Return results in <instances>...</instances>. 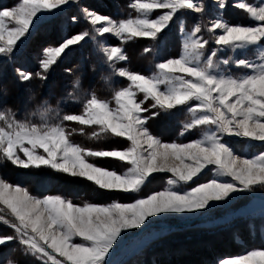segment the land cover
Returning <instances> with one entry per match:
<instances>
[{
    "label": "snow or ice",
    "instance_id": "snow-or-ice-1",
    "mask_svg": "<svg viewBox=\"0 0 264 264\" xmlns=\"http://www.w3.org/2000/svg\"><path fill=\"white\" fill-rule=\"evenodd\" d=\"M127 7L132 11L113 16L82 0L0 6L4 64L41 26L73 8L79 15H69L70 23L88 25L43 46L35 71L15 69L26 97L15 107L0 97V164L48 168L90 182L108 198L76 203L59 193L33 194L0 173V222L11 230L0 234V250L18 245L39 264H121L124 243L153 225L264 191V0H129ZM230 7L251 22H229ZM173 26L180 50L166 54ZM141 39L142 54L153 61L146 72L130 67L125 47ZM73 56L58 86L51 78ZM156 122L178 139L164 140L153 131ZM86 126L110 146L76 143L73 135ZM95 158H116L126 171L98 166ZM158 173L171 174L169 187L142 194ZM181 183L186 187H176ZM0 264L20 261L6 255ZM214 264H264V245Z\"/></svg>",
    "mask_w": 264,
    "mask_h": 264
},
{
    "label": "trees",
    "instance_id": "trees-1",
    "mask_svg": "<svg viewBox=\"0 0 264 264\" xmlns=\"http://www.w3.org/2000/svg\"><path fill=\"white\" fill-rule=\"evenodd\" d=\"M91 1L92 3L95 2V0ZM114 2L115 4L119 3L120 12H117V9L114 5V9H112L114 12L113 16L126 15L128 12L132 11L127 7L129 0H114ZM14 3H16V0H0V6H10ZM82 3H84V0H82ZM87 6L90 8L91 6L93 7V5ZM72 14L79 15V10L77 8H73L70 10V12L57 17L54 23L41 26L39 31L34 33L32 38L23 46L20 54L14 58L13 62L6 64L0 62V97L6 99L10 105L14 107L22 106L26 97V93L23 91V86L17 84L15 69L19 67L24 70L35 71L37 68L36 56L43 46L55 45L61 40L62 37L88 26L83 21V19L73 26L68 20L69 15ZM224 15L231 23L251 22L250 18H247L246 15L237 8H228ZM144 46L145 43L143 39L135 43L130 41L125 46L126 51L131 58L130 67L140 72L149 71L153 63L150 55L142 54ZM179 50L180 42L176 34V27L173 26L168 45L164 51L166 54H178ZM76 59V56L65 58L64 62L57 68L56 73L51 79L55 81L58 86H62L67 79L63 73V68L66 66H71L76 61ZM5 90L7 95L4 94ZM99 94L104 96L109 95L108 92H100ZM180 119H183V117L181 116ZM153 131L160 133L162 138L166 141H169L170 139H178L177 135L173 133L172 127L164 122H156L153 125ZM73 139L76 143L94 149H105L110 146L109 140L103 137H93L91 128L87 126L85 127L84 133H75L73 135ZM95 161L97 162L98 166L115 169L118 172L123 170V168L120 166L122 162L116 158H95ZM0 173L6 176L8 180L20 183L23 186L29 188L33 194L59 193L72 198L76 203H81L84 200L95 201L100 199L104 201L101 198L108 200L107 197L99 196L96 192H94L92 187L90 188V186L87 187L85 184L80 182L65 179L64 175H61L48 168L26 170L0 164ZM65 183H68V185ZM94 195L97 197L94 198ZM120 199L123 200L124 197ZM238 203L241 202L239 201ZM235 206L238 207L237 205ZM10 231L11 230L8 229L3 224V222H0V234L10 233ZM209 232L210 231H207L206 229L196 228L190 229L188 231L177 230L168 235H176L181 240L184 237L186 241L192 242L193 245L198 244L206 248L205 252L195 250L193 251L192 255L189 254L188 258H194L195 264L200 262L204 264H214V261L217 258L222 256L225 257L234 250L236 251L239 249L240 252H247L252 248H259L264 245V240L262 239L264 238V217L242 219L233 229L221 232H214L211 230L210 235L208 234ZM213 237H219L220 241L215 240ZM185 245L189 246V244L186 243ZM14 247L16 248V251H12L11 247L0 250V259H3L6 255H11V257L15 259L14 255H16L18 256L16 260H19L20 264L39 263L30 257L21 256L18 245ZM150 247L149 245H145L138 254H136L124 264H157V260H160V263L158 264H178L177 261H173L171 259L163 260L158 257V255L161 254L154 252V248L163 247L161 242L156 244V246ZM208 247L209 249H207ZM183 261L185 260L183 259Z\"/></svg>",
    "mask_w": 264,
    "mask_h": 264
},
{
    "label": "rangeland",
    "instance_id": "rangeland-1",
    "mask_svg": "<svg viewBox=\"0 0 264 264\" xmlns=\"http://www.w3.org/2000/svg\"><path fill=\"white\" fill-rule=\"evenodd\" d=\"M83 4H85L86 6L87 5H93V7L91 6L92 9H95L96 11L101 12L103 14L113 15V13H114L112 11V9H114V5H115L114 0H95L94 3H92L91 0H84ZM110 43L116 44V43H118V41H116L115 38H112ZM18 44H19V42H18ZM121 165L122 164H120V166ZM121 168H123V170L120 171L119 173H123L124 171H126V168H124V167H121ZM61 175H63V174H61ZM154 175H156L158 177V179L154 180L152 183L148 184L143 189L144 194L150 193L152 191H162L165 188L169 187L167 180L171 177L170 173H158V174H154ZM212 175H213L212 173H208L206 176L203 177V179H209V178H211ZM64 177H65V179L77 181V182L85 184L87 187H89L90 182L85 183V182H83L77 178H71V177H68L65 175H64ZM65 184L68 185V183H65ZM176 187L184 188L185 185L183 183H181L180 185H177ZM260 194H263L262 195L263 197ZM96 197L97 196L94 195V198H96ZM120 198H122V197H120ZM101 199H103L104 201L98 199V200H95L94 202H101V203L107 202V200H105L104 198H101ZM239 201L241 203H238ZM235 205H237L238 207H236ZM235 214L239 215V217L247 216V215H249V216H251V215H254V216L264 215V191L257 189L255 192L244 193L241 196L235 198L228 205H223L220 208L215 209L212 213H205V214L200 215V216L191 215L187 218H173V219H169L167 221L160 222L156 225H153L147 232L142 233L139 236L129 238L124 243V245H123L122 249L120 250V252L118 253L116 259L122 262L128 256L133 255L136 251L138 252L145 245H149V247L150 246H156V244L161 242L163 245L162 248H154L155 253L161 254V255H158L159 258H161L163 260H170L171 259L173 261H177L178 264H195L194 258H188L189 254L192 255L193 251H195V250H198L200 252H205L206 248L204 246H200L198 244L193 245L192 242L186 241L184 239V237L181 240L176 235H168V234L172 233L173 231H176V230H172V229L177 227V226H180L182 223L189 224L193 221L199 222L198 219L202 216H207V217L211 218V220H212L213 215H215L216 217L218 215H223V216L231 215L230 217H233ZM0 215H3V213H0ZM205 222H208V221H205ZM201 223H203V221L200 222V224ZM193 227H196V226H193ZM188 230H190V229H188ZM210 232L208 233L209 235H210ZM211 236H213V235H211ZM213 238H215V237H213ZM215 240L220 241L219 237L215 238ZM181 243H182V245H181ZM185 243L189 244V246H186ZM258 243H259V241H258ZM209 247H211V246H209ZM209 247L207 249H209ZM230 254H232V255H230ZM244 254H246V252H240V250L237 249L236 251L234 250L231 253L227 254V256H225V257H234V256L244 255ZM21 256H23V255H21ZM17 257L18 256L14 255L15 259H17ZM24 257H26V256H24ZM183 259L185 261H183ZM159 261L160 260H157V264L160 263ZM37 264H39V263H37ZM197 264H204V263L200 262ZM206 264H210V263H206Z\"/></svg>",
    "mask_w": 264,
    "mask_h": 264
},
{
    "label": "built area",
    "instance_id": "built-area-1",
    "mask_svg": "<svg viewBox=\"0 0 264 264\" xmlns=\"http://www.w3.org/2000/svg\"><path fill=\"white\" fill-rule=\"evenodd\" d=\"M206 218H209V217H207V216H205ZM216 216L215 215H213L212 216V218H215ZM236 219V217L235 216H233V217H230L229 218V221H233V220H235Z\"/></svg>",
    "mask_w": 264,
    "mask_h": 264
},
{
    "label": "bare ground",
    "instance_id": "bare-ground-1",
    "mask_svg": "<svg viewBox=\"0 0 264 264\" xmlns=\"http://www.w3.org/2000/svg\"><path fill=\"white\" fill-rule=\"evenodd\" d=\"M173 223V222H172ZM181 228V227H180Z\"/></svg>",
    "mask_w": 264,
    "mask_h": 264
}]
</instances>
